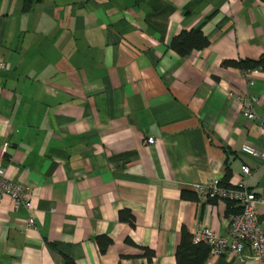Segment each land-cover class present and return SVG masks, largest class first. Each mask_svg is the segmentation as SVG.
<instances>
[{
  "label": "crops",
  "instance_id": "1",
  "mask_svg": "<svg viewBox=\"0 0 264 264\" xmlns=\"http://www.w3.org/2000/svg\"><path fill=\"white\" fill-rule=\"evenodd\" d=\"M198 25L207 47L170 48ZM262 53L263 0H0V159L31 202L0 200V264H176L182 227L226 235L229 203L193 187L246 165L264 196V160L241 151L262 149L258 121L228 96L264 119V70L223 65Z\"/></svg>",
  "mask_w": 264,
  "mask_h": 264
},
{
  "label": "built area",
  "instance_id": "2",
  "mask_svg": "<svg viewBox=\"0 0 264 264\" xmlns=\"http://www.w3.org/2000/svg\"><path fill=\"white\" fill-rule=\"evenodd\" d=\"M6 61L0 59V71L6 70ZM257 69L246 70V74L256 72ZM251 85L253 82L248 80ZM239 103L242 114L248 120L258 121L260 134L263 139L262 149H256L250 144H243L241 151L264 160V119L258 117L255 105L258 97L242 93H229ZM146 144L155 142L153 137L144 140ZM242 178L232 186H226L215 178L206 183L194 185V192L202 200H221L230 202L234 212L229 215V226L226 235H217L210 227L196 228L192 232L194 242H204L209 247V257L226 255L239 260L253 258L258 264H264V231L258 218L257 205H264V196H257L247 186V179L251 175L248 166H241ZM8 196L15 205H22L27 210L31 202L24 184L11 180L5 176L3 162L0 159V200ZM34 225L32 216L27 219L26 226ZM247 249V251H246Z\"/></svg>",
  "mask_w": 264,
  "mask_h": 264
},
{
  "label": "trees",
  "instance_id": "3",
  "mask_svg": "<svg viewBox=\"0 0 264 264\" xmlns=\"http://www.w3.org/2000/svg\"><path fill=\"white\" fill-rule=\"evenodd\" d=\"M264 1V0H263ZM209 44L201 25H198L190 30H181L170 42V48L181 56L190 54L193 50H202ZM224 66H232L243 71L246 70H264V53L258 58H244L239 60H225ZM228 174V173H227ZM226 174V178L229 176ZM229 207L232 208L230 202ZM230 208L231 213L234 212ZM120 220H127L130 224L133 222V217L130 211L121 210L119 212ZM97 241L103 247L111 243V239L106 236H98ZM148 252V251H147ZM209 257V247L204 242H194L192 233L185 227L181 228L180 241L175 250L176 264H204ZM65 264H75L72 259L65 257Z\"/></svg>",
  "mask_w": 264,
  "mask_h": 264
}]
</instances>
